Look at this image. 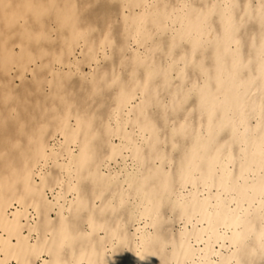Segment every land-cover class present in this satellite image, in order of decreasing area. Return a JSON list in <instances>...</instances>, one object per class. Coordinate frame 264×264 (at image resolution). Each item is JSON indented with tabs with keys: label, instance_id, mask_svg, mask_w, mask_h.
I'll return each mask as SVG.
<instances>
[{
	"label": "bare ground",
	"instance_id": "obj_1",
	"mask_svg": "<svg viewBox=\"0 0 264 264\" xmlns=\"http://www.w3.org/2000/svg\"><path fill=\"white\" fill-rule=\"evenodd\" d=\"M0 264H264V0H0Z\"/></svg>",
	"mask_w": 264,
	"mask_h": 264
},
{
	"label": "rangeland",
	"instance_id": "obj_2",
	"mask_svg": "<svg viewBox=\"0 0 264 264\" xmlns=\"http://www.w3.org/2000/svg\"><path fill=\"white\" fill-rule=\"evenodd\" d=\"M0 24H2V22Z\"/></svg>",
	"mask_w": 264,
	"mask_h": 264
}]
</instances>
